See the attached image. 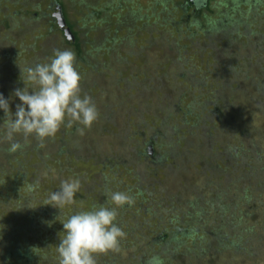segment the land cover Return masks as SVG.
<instances>
[{"label": "rangeland", "instance_id": "rangeland-1", "mask_svg": "<svg viewBox=\"0 0 264 264\" xmlns=\"http://www.w3.org/2000/svg\"><path fill=\"white\" fill-rule=\"evenodd\" d=\"M171 2L170 5L176 7L183 3V0H171ZM29 3L32 5L34 1L29 0ZM40 3L42 6L45 5L43 10H46L47 0L43 4ZM162 3L164 0H60L68 20L77 26L75 28L91 27L88 32L86 31V37L90 42H82L84 45L82 47L89 50L85 53L89 62L85 65L79 63L75 67L81 76V95L90 96L99 113L98 119L90 129H84L83 135L77 130L82 127L78 124H73L71 127L62 126V130L57 133L56 140L61 139L63 148L59 167L66 163L64 161L67 156L74 157L79 166L87 165L88 173L86 174H89L90 178L91 175L92 178L94 177L92 181L88 177L80 179L81 195H77L73 205L66 206L62 210V215H67L76 209L90 207V203L80 207L82 195L90 194L96 197L101 191L106 190L103 187L105 180H108L107 187L110 188L106 194L115 192L113 189L115 185L112 187L110 185L117 180L123 186L128 185V188L119 186L118 189L121 188V192L126 191L125 193L132 198L134 196L133 211L130 213L125 210L124 216H117L118 226L128 235L134 220L140 225H149V228L144 231L140 228L139 237L132 240L136 248L139 246L143 252L149 250L151 253L147 254L149 256L151 254V257L155 254L160 255L157 253V245L151 246L148 243L149 246L145 247L143 243L149 241L140 239V236L150 240L156 233L172 230L171 227L176 226L177 221H180L181 226L186 230L195 229L196 234L185 231L181 246L185 252L174 251L164 255L167 259L162 260L161 264H195V254L192 251H196V248L199 255V261H196L198 264H264V170L257 169L251 179V174L248 176L246 170L235 172L229 169L230 162L235 157L234 148H237V159L243 167L246 168V164H252L253 168H260L264 163V69H260V66L264 65V44L260 41L264 38H260L262 35L259 34L264 32V0H259L258 14L250 26L257 32L258 38L254 40L258 45L252 47L246 44L239 50L243 43L251 39L246 35H241L235 42H231L235 46L233 51L237 52L235 57L237 74L234 80L226 77L229 71L224 68L221 71L222 77L214 71V69H220V64L224 67V59L227 55L222 56L224 59L220 61V64L217 61L216 63L215 59L219 57V52L215 53L214 50H219L218 46L222 45L225 39L217 40L216 38L214 43L204 47L202 44L205 39L194 34L195 26L187 28L188 19L186 20L184 16L186 22L184 24L180 22L179 7L172 14L167 13L165 16L160 14L158 18L155 17L159 6L162 10ZM105 6L110 8V24L108 25L100 17ZM239 6L243 9L244 4L240 3ZM1 7H7L9 15L18 10L21 4L10 3L9 0L6 4L0 3V9ZM137 10L135 20L125 23L130 19L132 11ZM4 14L0 10V19ZM118 20L125 23L120 26L121 30L116 25ZM38 21L39 23L30 26L29 43H32L31 37L37 35L35 31L41 34L44 29H47L46 17ZM174 21H177L175 25H173ZM0 28L3 29L2 24ZM32 28L34 32H31ZM114 29L117 31L114 32ZM188 29L192 37L189 36ZM106 30L108 32H105ZM6 32L5 35L0 34V55L4 49H11L7 39H16L10 35L16 37L19 33L13 30L10 35H6ZM79 32L81 38H84V31L79 30ZM112 34L117 38L115 41L108 39ZM50 35L43 36L42 42L45 41L43 45L46 46L45 56L41 54L44 52L40 53V51L35 57L29 55L27 63H23L22 66L17 63V59L12 58L13 55L10 56L11 53L8 56L5 55V58L0 56V64L2 60L10 58L6 60L7 63L2 64L4 66L0 70V82L4 78L8 80L5 84L7 88L20 86L22 89L26 86L32 90V85L26 80L25 70L36 63L48 62L53 56L54 49L63 50L64 47H69L60 42L59 35ZM61 36L64 38L62 34ZM145 40L147 41L144 44ZM143 44H147L148 48L141 49L140 46ZM108 46H111L112 51L108 52L109 56H106L104 52ZM200 46L203 48H199ZM12 47L17 49L16 46ZM160 48H162V56L158 57ZM123 52H126L129 70L123 73L124 79L121 76L118 77L116 72L112 73L113 75L110 74L113 69L122 68ZM142 55H145L147 60V62L144 60V65L141 63L144 57H139ZM164 55H167L168 59L165 60ZM158 59L165 60L162 62L163 66L169 63L168 70L162 66L158 67V64L153 65L159 63ZM104 60L109 63H105ZM243 64L248 65V71L240 75L238 71L242 70ZM88 65L93 66V69L91 70ZM188 68L193 69L194 74L189 73ZM10 69L14 72L9 73ZM182 74L186 76L183 78ZM18 103H21L19 98L14 97L9 106L13 113ZM215 106L224 111L225 118L221 123L214 114ZM1 114L5 115L3 110ZM163 123L165 126L161 127ZM158 129L165 130L162 138H158L159 143H164V146L165 143L171 145L172 142H177L178 145L184 144L182 152L180 150L177 156L170 155L171 158L166 156L167 158L162 162L153 165V168L158 167L160 172H163L170 164L171 169L168 167L170 170L165 171L164 176L162 173H159V176L144 174V177L140 178L144 186L140 188L141 193L137 196L135 189L137 184L133 182L135 179L137 183V180L133 172H139L148 162L144 157L141 158L142 163L139 159L134 160L132 150L134 146L152 135L153 130ZM44 153L47 155L46 152ZM14 155L23 157L21 153ZM28 158L27 163L36 160L32 156ZM111 159L115 161L112 167ZM220 161L226 166L222 165L218 168ZM89 164L92 167H89ZM5 167L2 166V168ZM1 171L7 173L9 169L5 168ZM29 171L28 174L32 173ZM4 176L8 178H1L3 184L9 185L12 178L8 175ZM43 177L39 172L34 176L39 186L34 191L25 188L26 190H23L26 194L25 199L30 196L29 199H33L31 193L36 191L32 202L45 198L46 188L42 186V183L45 184L49 179H42ZM71 178L72 176L67 177L68 180ZM48 182H51V178ZM149 186L152 187L149 188ZM224 188L226 190H223ZM54 191L55 186L48 193ZM19 193L22 194L20 191ZM39 193L42 194L39 195ZM12 196L10 194L11 199H13ZM107 197L109 199V195ZM96 198H91L93 200L91 203H95ZM99 199L96 203L99 206L111 205L109 201L105 204L102 199ZM252 202L259 207L254 208ZM26 205L28 208L38 210L34 204L26 203ZM94 207H96L95 204L91 209L93 210ZM10 208L11 206L5 207L1 204L0 215L6 214V210ZM258 208L259 210H256ZM238 219L241 221L238 222ZM53 221L48 222L51 227H54V222L56 223ZM158 222L164 225L161 229L159 228L161 224L157 226ZM24 230L25 226L22 225L14 235L24 234L22 232ZM149 230L152 231L149 232ZM14 235L11 230L5 235L10 243L9 249L22 246L16 241ZM175 236L181 237L180 234ZM231 239L237 241L238 251L225 250L224 242ZM28 240L31 243L36 242V238L32 237ZM3 246L1 240L0 264H5L6 253L3 252ZM44 246L40 247V251L44 250ZM128 246L130 245L120 246V250L115 253L98 255L97 264L101 262L104 264H139L140 262L142 264L140 259L143 261L147 259L144 257L145 254L139 255V253L136 258H130L131 254H135L136 248ZM200 248L202 249L199 250ZM56 251L57 249L54 252ZM50 253L40 252L37 264H59V258L55 257L52 260ZM40 257L45 259L42 260Z\"/></svg>", "mask_w": 264, "mask_h": 264}, {"label": "trees", "instance_id": "trees-1", "mask_svg": "<svg viewBox=\"0 0 264 264\" xmlns=\"http://www.w3.org/2000/svg\"><path fill=\"white\" fill-rule=\"evenodd\" d=\"M53 1H54L53 6L55 7V4H56L60 8L61 14H62L64 21H65V26L70 30L74 40L68 41V39L65 38L63 31L60 30V28L57 26L55 20L53 18H50V16H47L48 15L47 14V15H45V17L47 19V22H46V28L47 29L46 30L44 29L43 32H41V34H39V31L34 32V29L33 28L31 29V32H34L37 35L36 36L34 35L31 37L32 43H29L30 44L29 55L32 57H35V55L37 53H39V51L41 53V52H44L46 50V46L43 45V43L45 41L42 42L43 36L46 37V36H49L50 34H51L50 36L59 35V37L61 39L60 42L69 45V47H64L63 50L68 49V50H71L75 53V57H76L75 66L78 65L79 63H82L84 65L87 64L89 62V60L85 57V53L88 52L89 50H85L84 47H82V46H84L83 43H85V41L90 42V40L87 39L86 34L91 29V27L88 26L84 29L83 28H79V29L75 28L77 26L68 20V17L66 15V11H64V9H62V5L60 4V0H53ZM171 3H172L171 0H164V3H162V10H161V7L160 6L158 7V5H157L159 10L157 11L158 14L155 13V14H157L155 17H157L160 14H162L163 16H165L167 13L172 14V12H174V10L179 7V9H181L180 22L182 24H184L186 22V21H184L185 20L183 18V16H184L186 18V20L188 19L187 28L195 26L196 29H195L194 34L197 36L199 35L200 37L205 39L203 41V44H202V45H204V47L209 46L210 43H214L216 38H217V40L224 38L225 41H228V42L222 41V45L218 46L220 48L219 50L213 49L215 53L219 52V57H217L215 59V62L217 61L219 64H220V61L222 59H224L222 56L227 55V57L224 59L225 60L224 67H222V65L220 64V66H221L220 69L217 68V69H214V71L216 72V74L218 76L220 75L222 77L221 71L223 70L222 68H224V69L229 71V74L226 77L227 78L230 77L232 80H234V77L237 74V70H236V66H235V57H237V52L233 51V48L235 46H233V44L231 42H235V40H237L238 37H241V35L242 36L246 35L247 37H249L251 39L245 44L242 42L243 46H240L239 50L243 49L246 44H248L252 47L254 45H258L257 41L254 40V38H258V35L256 34L257 32L253 31V29H251L250 26H252L253 22L255 21L254 18H256L257 14H258L257 11H258V7L260 6L259 0H183V3H180V5L176 6V7H174V6L172 7V5H170ZM240 3L244 4L243 9L240 8V6H239ZM47 4H48V0H47ZM47 4H46V6L48 7ZM47 7H46V9H47ZM120 8H121V6H120ZM28 9H29L28 21H25V24L23 23V27L20 30V32L18 33V38H21L23 36V34L25 33V26H28V33H29V39H30V32H29L30 26L32 24H37V22L39 23L38 20H40V18L44 17L42 15L44 10H40V9L38 10V7H37V5H35V3H33L32 5L29 3ZM109 11H110V8H107L105 6V10H103L101 12V15H100V17L103 19V21L107 25L110 24V20H109L110 12ZM137 12H138V10L132 11V13H131L132 15H131L130 19H128L125 23H127L129 20L134 21ZM180 22H179V24H180ZM125 23L118 20L116 25H118V28L120 29L121 28L120 26L122 24H125ZM176 23H177V21H174L173 25H175ZM16 28L17 27H15V29ZM79 30L84 31L83 32L84 38H81V33L79 32ZM107 30L105 32H108ZM40 31H42V30H40ZM115 31H117V29H114V32ZM105 32H104V34H105ZM189 32H190L189 36L192 37V33L190 30H189ZM60 33L63 35V37L65 39L62 38ZM259 34L262 35V36H260V38H264V32H259ZM104 37L106 40V36H104ZM151 37H153V36H151ZM155 38H157V37H155ZM108 39H109V41H115L117 38L115 37L114 34H112V36ZM146 41L147 40L144 41V44ZM260 42L262 44H264V39H262V41H260ZM144 44H143V46H140L141 49L148 48V45L147 44L144 45ZM110 45H112V44H110ZM199 48H203V47L200 46ZM161 50H162V48L158 49V53H159L158 57L162 56ZM111 51H112L111 46H108L105 49L104 53L106 54V56H109L110 54L108 52H111ZM33 52L35 54H32ZM41 54L43 56H45V52L41 53ZM139 57H141V58L144 57L143 61L141 62L144 65V60L147 62V60L145 59V55H142ZM164 58L166 60V59H168V56L164 55ZM126 59H127L126 52H123L122 68L120 67L119 69H116V70L113 69L110 74L113 75L112 73L116 72L119 75L118 77L121 76L122 79H124L123 73H126L129 71L127 69L128 64H127ZM165 60H159V63H154L153 65L158 64V67L162 66V67H164L165 70H168L169 63L167 65H164V66L162 63L163 61L165 62ZM105 63H109V62L105 61ZM148 64H150V62H148ZM245 65L246 64L242 65V67H241L242 70L238 71V74L242 75L243 73H246L248 71L247 70L248 65L247 66H245ZM107 66H109V65L107 64ZM243 66H245V67H243ZM88 67H90L91 70L93 69V66L91 67L88 65ZM261 68L264 69V65L260 66V69ZM238 69H240V68H238ZM188 71H189V73L194 74L193 69L188 68ZM188 71H187V74H188ZM10 72H14V71H12V69H10L9 73ZM186 75L182 74L183 78ZM7 77H9V76H7ZM16 89H21V87L16 86L15 88H11V87L7 88L5 85L0 86V94H2L3 97L9 101V106L13 102V98L15 97L14 91ZM1 111H2V109L0 110V205L3 204V205H5V207L11 206L10 210H6V214L0 215V241L2 240L3 245H4L3 246V252L6 253L5 259H4L5 264H37L39 262V260H37V258H38V255L40 252H44V253L51 252L50 258L52 260L55 257L59 258V255L57 254L58 252L57 251L54 252V251L57 249V246L60 243V237L63 236L64 229H63L62 223L71 214H74V213L79 212V211H90V210H92L91 207H93L94 204L96 207H98L99 205L96 203H97V200L99 198L102 199V201L105 202V204H106L109 201V199L107 197L108 194H106V192H108V190H110L109 186L107 187L108 180H105V183L103 184L104 189H106V190H104L105 192L101 191V193L99 195L98 194L96 195L97 198L90 196V194L88 196L86 194L82 195V200H80V202L78 201L80 207H84L85 203L91 204L90 207H87V208L85 207L86 209L80 208V209L73 210L72 212L68 213L67 215H62V212H60V210L58 208H55L51 205H45V203L48 199V196L50 194L48 192L51 191L54 186H55V191H58L61 181L62 180H68L67 179L68 176L69 177L72 176L71 179H78L80 181V184H81V180H80L81 178H87L88 177L92 181L94 179V177L92 178V175H91V178H90L89 174H86V173H88L87 172L88 166L87 165L86 166H79L78 162H76L74 157L71 158V157L67 156L66 161H64L66 163L64 164L62 162L63 163L62 166L59 167V165H58L60 163L59 159H60V155L62 152L61 150L63 148L61 145V139L58 138V140H56V137L58 136V134H56L54 138L46 139L43 142V146H40L39 143L32 137H30L28 139L27 143H25L22 136L16 135L15 140L24 144V147L15 153H17V154L21 153V154H23V157L20 158V157L15 156L14 155L15 153H9L8 148L10 147V143L5 139V133H6V129L4 127L5 115H2ZM214 114L216 115V117L220 123L222 122V119L225 118L224 111H222L221 108L218 106H215ZM164 126H165V123L161 124V127H164ZM60 130H62V128ZM164 131L165 130H163V129L153 130L152 135H150L144 141L141 138L142 142L140 144L134 146V148L132 150L133 155H134V160L139 159L141 161V158L144 157L146 159V162H148V163H146L145 166H143L141 168V170L139 172H133V175L136 177V180H137V183H136L134 177L132 178V179H134L133 182L135 184H137V186H135L137 196L141 193L140 188H142L144 186L143 183L140 182V180H141L140 178H143L144 174L159 176V173H162V176H164L163 175V174H165L164 172L167 171L169 168L171 169V164H170L168 166L169 168L167 167L164 169L163 172H160L158 167L153 168V165L159 164L160 162H162V160L166 159L167 157L171 158L170 155H174V156L179 155L180 150L182 152V146L184 144L178 145L177 142H172L171 145L165 143V146H164V143L163 144L159 143L158 138H162V135H164ZM173 131H174V128H173ZM173 145L176 147L172 148L171 146H173ZM52 146H54V148H51ZM148 147H150L151 153L148 152ZM215 151H217V150H215ZM44 152H46L47 155H45ZM234 153L235 154H233V155H235V157H233V159L231 160L230 165H229L230 171H231V169H233V171H235V172L241 171L242 169L246 170V172L248 173V176L251 174L250 177L252 179L254 177L253 174L256 173L257 169H259L260 171L264 170V163L260 168H257V167L253 168L252 164H246V168L243 167V165L241 163H239V161L237 159V155H238L237 154V148H234ZM30 156L36 158V160H34L35 162L33 161L32 163L31 162L27 163V159H29L28 157H30ZM122 161H125V160L122 159ZM114 162H115L114 160H112V159L110 160L111 167L115 164ZM141 163H142V161H141ZM100 164L102 165V163H100ZM76 165H77V167H76ZM222 165H224V167L226 166V164H224L223 162L220 161V163L217 167L220 168V167H222ZM2 166H6L5 168L9 169V171L7 173L4 172L5 173L4 174L1 170L5 169V168H2ZM81 167H84V168H81ZM89 167H92V165L89 164ZM108 169H110L109 166H108ZM28 171L32 172V173L28 174ZM38 172L42 173V175L44 176L42 179L48 178L50 180V178H51V182L54 184H52L51 182H48L49 180L46 181L45 184L42 183V186L44 185L46 188V191H44V193L46 192L45 198H42L41 200L34 203L31 200L34 199L37 191L31 193L33 199L30 200L29 198L31 196L28 197V199H25L26 194L23 193V190H26L25 188H27V190H29L31 185L37 184L38 180L36 178H34V176L37 175ZM4 175H8L9 178H12V181L9 180L10 181L9 185L3 184L1 178H8ZM52 177H53V179H52ZM114 182L115 183H112L110 185V187L115 185V186H113V189L115 191L120 190V192H121V188L118 189L119 186H122L124 188H128V185L125 184L124 182H122L125 184L124 186L117 180H115ZM151 187L152 186H149V188H151ZM126 190H128V189H126ZM223 190H226V188H224ZM19 191L22 194H20ZM129 192H131V191H129ZM83 193H84V191H83ZM142 193H144V192L142 191ZM10 194L13 195L12 196L13 199L10 198ZM41 194L42 193H39V195H41ZM77 195H81V193L78 192L76 194L75 198L77 197ZM91 198H96L95 203L94 202L91 203V201H93ZM133 198H134V196H133ZM86 201H88V202H86ZM25 202L28 205L34 204V207H37L38 210H35L34 208H28ZM240 202L243 203L242 201H240ZM247 203H248V201H247ZM249 203H251V202L249 201ZM132 205L133 204H131L130 206L125 205L123 208H119L118 209V216L119 217L124 216L125 210L129 211L131 213L133 211ZM252 205L254 208L259 207L255 202H252ZM246 206H247V204H246ZM109 207H114V206L110 205ZM256 210H259V208ZM242 212H244V211H242ZM246 215H248V214H246ZM50 220L56 221V223L53 221L54 227H51L50 224H48V222ZM238 220H236V221H238V222L241 221L240 219H238ZM132 223L133 224L130 225V229H129L130 232L128 233V235L125 234V237L120 242V246L130 245V246H128L129 248L135 247L136 244L133 243L132 240L139 237L140 228H141V231H144V229L149 228L148 224L147 225L146 224L140 225L136 220L132 221ZM159 224H161V226H159ZM22 225L25 226V230L22 231L24 234H21L20 232H18L20 234L14 235L16 233V231L18 230V228ZM157 226H159V228L161 229L164 225H163V223L158 222ZM171 228H172V230L168 229L166 231L163 230L162 233H158V234L156 233L155 236L152 237L150 240L140 236V239L149 241V242L143 243V245H145V247H147L149 245H151V246L157 245V248H158L157 253H159L160 255L155 254V255H152V257H151V254H150V256L147 254V253H151L149 250L146 252H143V250L141 251V249H139L140 247L137 246V248L135 247L136 249H134L135 254H131L130 258H136L138 253H139V255L145 254L144 257L147 259H144V261L140 259V261H142V264H161L162 260L167 259V257L164 258V255L170 254L171 252H174V251L184 253L185 251L183 249H181L182 248L181 246L183 245V241H184L183 237H184L186 232L187 233L189 232V234L190 233L196 234L195 229L193 228L190 231L186 230L184 227L181 226L180 221H177V225L174 227H171ZM9 230H11L16 241L19 244H21L23 247L18 246L17 248L13 247V248L9 249L10 243L7 240V238L5 237V235L7 234V232H9ZM151 231L152 230H149V232H151ZM202 232L204 233V231H202ZM202 232H200V234H202ZM177 234H180L181 237L175 236ZM30 237L36 238V242L31 243L28 240V238H30ZM148 243H149V245H147ZM44 244H45V246H44ZM224 245H225V247H224L225 250L238 251L237 241H235L233 239H231L230 241L227 240L226 242H224ZM41 246H44L43 251H40ZM128 247H126V248H128ZM13 249H16V250L14 251ZM201 249L202 248H200L199 250H201ZM37 252H39V253H37ZM192 252L195 254V256H194L195 264H198V263H196V261H199L198 249L196 248V251L194 250ZM40 258L42 260L45 259L44 257L43 258L40 257ZM130 258H128V259H130ZM130 260H133V259H130ZM138 263L141 264L140 262H138ZM100 264H104V263L101 262Z\"/></svg>", "mask_w": 264, "mask_h": 264}, {"label": "clouds", "instance_id": "clouds-1", "mask_svg": "<svg viewBox=\"0 0 264 264\" xmlns=\"http://www.w3.org/2000/svg\"><path fill=\"white\" fill-rule=\"evenodd\" d=\"M75 64L73 51L54 49L48 62L28 67L25 70L26 80L32 85V90L25 86L14 91V96L21 102L16 105L14 113L9 101L0 94V109L5 114V139L10 143L9 153L24 147L15 140L16 135L22 136L25 143L32 137L43 146V142L54 138L62 126L81 125L77 130L83 135L84 129H90L98 119L99 113L92 98L87 94L81 95V76ZM37 186L38 182L29 190L34 191ZM80 187L78 179L62 180L59 190L49 194L45 205L62 212L66 206L75 203ZM108 195L109 203L114 207L101 205L90 211H79L69 215L62 223L63 236L57 246L59 264H97L98 255L120 250L125 233L116 223L118 209L130 206L134 199L120 191Z\"/></svg>", "mask_w": 264, "mask_h": 264}, {"label": "flooded vegetation", "instance_id": "flooded-vegetation-1", "mask_svg": "<svg viewBox=\"0 0 264 264\" xmlns=\"http://www.w3.org/2000/svg\"><path fill=\"white\" fill-rule=\"evenodd\" d=\"M8 1L9 0H0V3H1V5H3V4H6V2H8ZM33 1H34L35 5H37L38 10L39 9L40 10H43V6H45L43 4V2L45 0H33ZM40 2H42L43 6L41 5ZM53 2H54L53 0H48V4H47L48 7H47L46 10H44V12L42 14L44 17H45V15L48 14L47 16H50V18H53L54 19V17L52 15L54 13V10H56L58 8V6L55 4V7H54L53 6L54 5ZM10 3L21 4V7L18 10H15L13 13H10L9 15L7 14V7L6 8L1 7L0 10H2L3 13H5V14H4V16L2 15V17L0 19V25L1 24L3 25V29L0 28V34L4 33V35H5V31H7L6 32V35H10L11 34V31H13V30H16L17 32H20V30L23 27V23L25 24V21H28V18H29V9H28L29 8V0H10ZM8 4L9 3H7V5ZM52 8H53V10H52ZM48 9H50V10H48ZM42 18H40V19H42ZM15 27H17V28L15 29ZM121 29L122 28H120V30ZM10 36L12 38H16V39H13V40L12 39H7L8 42L11 44V49L10 48L9 49H4L2 51V54L0 56H2V57L5 58V55L8 56V54L11 53L10 56L13 55L12 58H14V59L16 58L17 59V63L18 64L20 63L21 66H22L23 63H25V64L27 63V60H28V57H29L30 44H29L28 26H25V33L21 37L22 39L21 38H18V35L16 37H13L12 35H10ZM69 40L70 41H73L74 38L69 39ZM12 46H16L17 49L15 50ZM7 56H6V58H7ZM9 59L10 58H7L6 60L8 61ZM6 60H2V64L5 63V62L7 63ZM2 64H0V70H2V67L4 66ZM6 74H8V73H6ZM1 82H2V86H3V85H5L8 82V80H5L3 78V79H1ZM148 148H150V147H148Z\"/></svg>", "mask_w": 264, "mask_h": 264}, {"label": "water", "instance_id": "water-1", "mask_svg": "<svg viewBox=\"0 0 264 264\" xmlns=\"http://www.w3.org/2000/svg\"><path fill=\"white\" fill-rule=\"evenodd\" d=\"M53 17L56 19L58 27L63 31L64 35L67 37V39H72L73 36L70 32V30L65 26L64 18L62 17L60 8L58 7L57 10L53 13ZM148 152L151 153V149L148 148Z\"/></svg>", "mask_w": 264, "mask_h": 264}]
</instances>
